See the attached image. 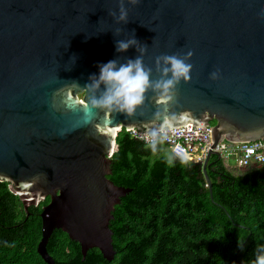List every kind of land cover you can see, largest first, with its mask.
I'll return each mask as SVG.
<instances>
[{"label":"water","instance_id":"1","mask_svg":"<svg viewBox=\"0 0 264 264\" xmlns=\"http://www.w3.org/2000/svg\"><path fill=\"white\" fill-rule=\"evenodd\" d=\"M120 4L0 0V180L24 211L48 196L36 245L46 264H54L45 249L54 229L82 257L94 247L112 259L111 212L130 190L107 178L118 129L164 128L173 113L186 114L173 126L210 125L200 164L209 191L205 166L218 141L264 138V0H123L126 20ZM133 38L116 51V41ZM163 55L191 65L167 105L150 87L132 114L91 109L104 90L88 87L100 64L142 56L154 82L171 78L157 64Z\"/></svg>","mask_w":264,"mask_h":264},{"label":"trees","instance_id":"2","mask_svg":"<svg viewBox=\"0 0 264 264\" xmlns=\"http://www.w3.org/2000/svg\"><path fill=\"white\" fill-rule=\"evenodd\" d=\"M109 158L107 178L130 188L111 212L112 259L94 247L82 257L79 244L54 229L45 245L54 264H252L264 247V161L234 171L210 154L209 191L198 162H182L161 141L153 152L123 128ZM47 202L24 211L0 180V264H46L36 245Z\"/></svg>","mask_w":264,"mask_h":264},{"label":"clouds","instance_id":"3","mask_svg":"<svg viewBox=\"0 0 264 264\" xmlns=\"http://www.w3.org/2000/svg\"><path fill=\"white\" fill-rule=\"evenodd\" d=\"M135 3V0H132ZM112 15H115L113 13ZM127 10L124 7L123 0L120 4V14L118 20H126ZM119 31V30H118ZM135 39L128 41H116V51H126L131 45L135 44ZM145 49H140L143 52ZM191 55V53H189ZM163 60L165 67L163 69L164 75L171 72V78L161 79L158 81H150L149 77L151 69H145L142 56H138L135 60H128L127 63L117 64L116 60L108 61L99 65L98 77H91L92 83L88 85L90 88L99 89L100 85H104L103 93L98 97H93L91 104L93 108L99 110H116L126 112L128 114L134 113L138 107L142 106L145 100V93L151 87L153 90H159V105H167L174 97V88L181 78L189 79V72L191 65L186 64L184 60L179 59L176 55H163L157 57V64ZM167 111V109H165ZM161 113L157 111L156 116ZM186 119V114L180 115L173 113L171 116H164V128L172 129L173 124ZM158 133L155 130L146 133V139L153 152L156 151ZM166 138V137H165ZM176 156H180L182 162L185 157L173 150ZM174 157H168V163H173ZM252 264H264V247L256 250V258Z\"/></svg>","mask_w":264,"mask_h":264},{"label":"built area","instance_id":"4","mask_svg":"<svg viewBox=\"0 0 264 264\" xmlns=\"http://www.w3.org/2000/svg\"><path fill=\"white\" fill-rule=\"evenodd\" d=\"M209 127L210 125L183 124L173 126L172 129L156 128L153 130L158 133L157 141L165 143L173 155H175L173 151L175 150L180 152L185 158H191L201 164L212 143ZM123 129L133 138L149 144L146 139V133L151 130ZM212 149L214 153H218L222 157L224 153L236 154L240 168H246L248 165L264 161V138L246 142H227L221 139ZM176 157L180 158V156Z\"/></svg>","mask_w":264,"mask_h":264},{"label":"rangeland","instance_id":"5","mask_svg":"<svg viewBox=\"0 0 264 264\" xmlns=\"http://www.w3.org/2000/svg\"><path fill=\"white\" fill-rule=\"evenodd\" d=\"M225 164L234 171H240L239 161L236 154L233 153H224L223 156Z\"/></svg>","mask_w":264,"mask_h":264}]
</instances>
